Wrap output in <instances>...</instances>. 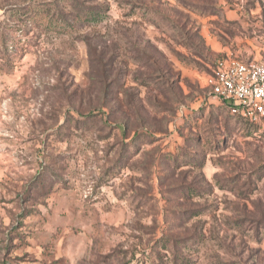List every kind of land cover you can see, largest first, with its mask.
Returning <instances> with one entry per match:
<instances>
[{
	"label": "rangeland",
	"instance_id": "374dc122",
	"mask_svg": "<svg viewBox=\"0 0 264 264\" xmlns=\"http://www.w3.org/2000/svg\"><path fill=\"white\" fill-rule=\"evenodd\" d=\"M226 57L264 60V0H0V264H264V122L212 98Z\"/></svg>",
	"mask_w": 264,
	"mask_h": 264
},
{
	"label": "built area",
	"instance_id": "2783aa9c",
	"mask_svg": "<svg viewBox=\"0 0 264 264\" xmlns=\"http://www.w3.org/2000/svg\"><path fill=\"white\" fill-rule=\"evenodd\" d=\"M214 100L229 114L252 126L264 122V60H219L208 78Z\"/></svg>",
	"mask_w": 264,
	"mask_h": 264
},
{
	"label": "trees",
	"instance_id": "16d2710c",
	"mask_svg": "<svg viewBox=\"0 0 264 264\" xmlns=\"http://www.w3.org/2000/svg\"><path fill=\"white\" fill-rule=\"evenodd\" d=\"M94 14V13H93ZM147 45H148V43H147ZM139 54V56H141V57H145L144 59H145V61H144V64L143 65H146V66H148V67H150V71H154V73L156 74V73H158L159 72V67L158 66H156L155 64H153L152 63V60H151V58L149 57V56H147L145 53H138ZM139 56L137 57V58H139ZM113 58H114V56H110L109 57V59H108V62L109 63H112V60H113ZM140 61V60H139ZM110 67V66H109ZM109 67L107 66V68L109 69ZM104 69L106 68V67H103ZM106 68V70L103 72L102 71V76L101 77H103L102 78V89H103V92H102V95L103 96H107L108 95V93H110V88H111V83H107V82H105L106 81V78H107V76H108V73H109V71H108V69ZM150 80V79H152V76L150 77V76H147L146 78H143L142 79V81H146V80ZM166 83V84H168V81L167 80H164V81H162V83ZM172 86H173V82H171V83H169V87H171L172 88ZM127 105L129 106V105H132L131 107H132V110L135 112V114H136V117L138 116V106H136L137 105V102H135V105H134V103L132 102V97H130V99H129V101L127 102ZM140 109H141V107H140ZM240 120V119H239ZM139 123V122H138ZM128 124H127V120H125L124 122H123V127H124V129H126V126H127ZM139 125H143V124H141V123H139Z\"/></svg>",
	"mask_w": 264,
	"mask_h": 264
}]
</instances>
